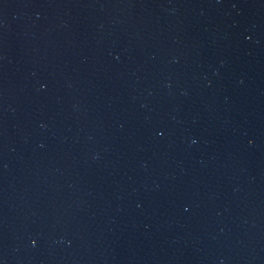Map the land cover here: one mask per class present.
<instances>
[{"label":"water","instance_id":"1","mask_svg":"<svg viewBox=\"0 0 264 264\" xmlns=\"http://www.w3.org/2000/svg\"><path fill=\"white\" fill-rule=\"evenodd\" d=\"M0 264H264V0H0Z\"/></svg>","mask_w":264,"mask_h":264}]
</instances>
